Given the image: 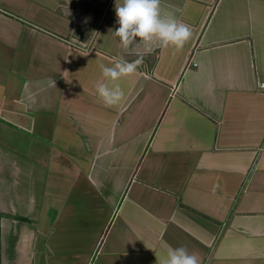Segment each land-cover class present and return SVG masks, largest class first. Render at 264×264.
I'll use <instances>...</instances> for the list:
<instances>
[{"label": "crops", "instance_id": "0c3cea01", "mask_svg": "<svg viewBox=\"0 0 264 264\" xmlns=\"http://www.w3.org/2000/svg\"><path fill=\"white\" fill-rule=\"evenodd\" d=\"M114 5L0 0V264H264V0H161L192 35L151 52Z\"/></svg>", "mask_w": 264, "mask_h": 264}, {"label": "clouds", "instance_id": "9594fccd", "mask_svg": "<svg viewBox=\"0 0 264 264\" xmlns=\"http://www.w3.org/2000/svg\"><path fill=\"white\" fill-rule=\"evenodd\" d=\"M114 11L118 26L110 30L125 48L141 42L147 45L146 52L153 51V44L182 48L192 35L188 24L162 12L161 0H115ZM142 63L143 54L135 60L114 57L112 66L102 64L100 68L105 80L117 81L136 72ZM96 92L108 106L118 105L125 95L119 84L104 82L96 86ZM163 264H199V260L184 247H169Z\"/></svg>", "mask_w": 264, "mask_h": 264}, {"label": "built area", "instance_id": "2783aa9c", "mask_svg": "<svg viewBox=\"0 0 264 264\" xmlns=\"http://www.w3.org/2000/svg\"><path fill=\"white\" fill-rule=\"evenodd\" d=\"M259 88H260L261 90H264V84H260V85H259Z\"/></svg>", "mask_w": 264, "mask_h": 264}]
</instances>
